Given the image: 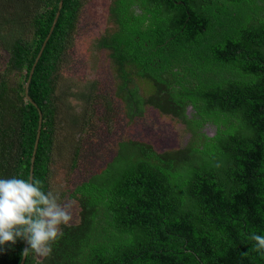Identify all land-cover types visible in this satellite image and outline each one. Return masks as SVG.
Returning <instances> with one entry per match:
<instances>
[{
	"label": "trees",
	"instance_id": "1",
	"mask_svg": "<svg viewBox=\"0 0 264 264\" xmlns=\"http://www.w3.org/2000/svg\"><path fill=\"white\" fill-rule=\"evenodd\" d=\"M84 1L0 0V50L9 55L2 177H31L41 117L33 178L51 190L64 126L75 127L78 159L91 114L64 111L77 109L70 98L88 106L96 84L58 94V83ZM109 21L94 47L108 53L128 119L155 107L178 117L188 140L166 152L119 141L69 193L79 220L52 256L30 254L24 264H264L247 238L264 234V0H111ZM25 243L0 252V264H21Z\"/></svg>",
	"mask_w": 264,
	"mask_h": 264
},
{
	"label": "rangeland",
	"instance_id": "2",
	"mask_svg": "<svg viewBox=\"0 0 264 264\" xmlns=\"http://www.w3.org/2000/svg\"><path fill=\"white\" fill-rule=\"evenodd\" d=\"M110 2L84 1L76 33L59 72L58 94H69L78 91L80 86L96 84L93 90L96 96L88 106L70 98L77 109L64 111L77 113L86 108L85 112L91 114L88 130L82 133V148L76 163L71 141L76 130L67 125L59 131L51 164V190L58 193L61 202L68 206L73 217L71 224L78 222L80 208L69 198V193L113 158L119 141H143L159 152H166L181 148L189 137L178 117L155 107H146L143 116L132 121L128 119L124 103L116 96L115 71L108 53L94 47L95 41L112 28ZM8 60V53L0 50V76L7 68ZM143 84L142 92L148 96L152 88L148 82ZM206 128L210 135L214 133V128Z\"/></svg>",
	"mask_w": 264,
	"mask_h": 264
},
{
	"label": "clouds",
	"instance_id": "3",
	"mask_svg": "<svg viewBox=\"0 0 264 264\" xmlns=\"http://www.w3.org/2000/svg\"><path fill=\"white\" fill-rule=\"evenodd\" d=\"M72 219L59 194L45 191L38 179L0 176V252L24 241L22 256L50 258ZM247 238L255 242L251 251L264 255V234L253 231Z\"/></svg>",
	"mask_w": 264,
	"mask_h": 264
},
{
	"label": "water",
	"instance_id": "4",
	"mask_svg": "<svg viewBox=\"0 0 264 264\" xmlns=\"http://www.w3.org/2000/svg\"><path fill=\"white\" fill-rule=\"evenodd\" d=\"M61 7H62V3H61ZM40 56H41V53H40L39 57L37 58V61H38V59L40 58ZM37 61H36V62H37ZM35 66H36V64L34 65L32 71H31V75H30L29 81H28V83H27V85H26V91H27V92H28V87H29V84H30V81H31L32 75H33V73H34ZM42 119H43V118L41 117V119H40L39 133H38V136H37V140H36V144H35V151H34L33 158H32L31 178H33L34 164H35V156H36V148H37V145H38V143H39V139H40V133H41L40 130H41V127H42ZM27 246H28L27 243H25V247H27ZM25 259H26V257L24 256V257H23V261H22L21 264H24V263H25Z\"/></svg>",
	"mask_w": 264,
	"mask_h": 264
},
{
	"label": "bare ground",
	"instance_id": "5",
	"mask_svg": "<svg viewBox=\"0 0 264 264\" xmlns=\"http://www.w3.org/2000/svg\"><path fill=\"white\" fill-rule=\"evenodd\" d=\"M65 3V2H64ZM71 9V8H70Z\"/></svg>",
	"mask_w": 264,
	"mask_h": 264
}]
</instances>
